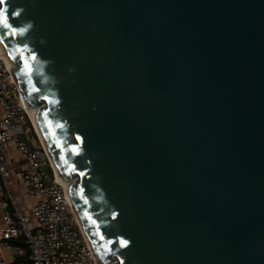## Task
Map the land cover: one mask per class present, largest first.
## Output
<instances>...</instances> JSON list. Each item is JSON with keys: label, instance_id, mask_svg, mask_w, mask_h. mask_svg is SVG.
<instances>
[{"label": "water", "instance_id": "1", "mask_svg": "<svg viewBox=\"0 0 264 264\" xmlns=\"http://www.w3.org/2000/svg\"><path fill=\"white\" fill-rule=\"evenodd\" d=\"M0 42L99 264H264V0H0Z\"/></svg>", "mask_w": 264, "mask_h": 264}, {"label": "built area", "instance_id": "2", "mask_svg": "<svg viewBox=\"0 0 264 264\" xmlns=\"http://www.w3.org/2000/svg\"><path fill=\"white\" fill-rule=\"evenodd\" d=\"M13 66V65H12ZM0 47V249L16 257L25 252L32 264H99L81 233L64 184L49 153L36 133L28 114V104L12 75ZM29 124L37 146L29 148L24 126ZM13 144L26 162L18 174L25 196L32 202L31 213L20 211L11 189V173L5 155ZM22 238L25 249L10 244Z\"/></svg>", "mask_w": 264, "mask_h": 264}, {"label": "crops", "instance_id": "3", "mask_svg": "<svg viewBox=\"0 0 264 264\" xmlns=\"http://www.w3.org/2000/svg\"><path fill=\"white\" fill-rule=\"evenodd\" d=\"M5 155L8 160L9 170L11 173V189L16 195L17 203L20 211L25 215L31 213L32 202L25 196L18 174L26 169L25 159L18 155L13 144H8L6 147ZM2 225L1 211H0V226ZM16 257L12 251L0 249V264H14Z\"/></svg>", "mask_w": 264, "mask_h": 264}, {"label": "bare ground", "instance_id": "4", "mask_svg": "<svg viewBox=\"0 0 264 264\" xmlns=\"http://www.w3.org/2000/svg\"><path fill=\"white\" fill-rule=\"evenodd\" d=\"M0 47H1V49H2V52H3L4 56H5V58L7 59V56H6L5 52H4V49H3V46H2V44H1V42H0ZM7 61H8V59H7ZM8 63H9V66L12 67V64H11L9 61H8ZM27 110H28V114H29V116H30L31 122H32V124H33V126H34V129H35L36 133L38 134V136L40 137L41 141H42L43 144H44L43 138H42V136H41L40 130H39L38 125H37V122H36V113H37V109H36V108H32V107L29 106ZM44 145H45V144H44ZM56 174H57V178H58V180H60V181L64 184V186L66 187L67 192H68V188H69L70 182H66L65 180H63V179L58 175V173H56ZM68 197H69V201H70V203H71V200H70V196H69V194H68ZM71 206H72V208H73L72 203H71ZM73 209H74V208H73Z\"/></svg>", "mask_w": 264, "mask_h": 264}, {"label": "trees", "instance_id": "5", "mask_svg": "<svg viewBox=\"0 0 264 264\" xmlns=\"http://www.w3.org/2000/svg\"><path fill=\"white\" fill-rule=\"evenodd\" d=\"M33 136H34V134H33ZM34 137H35V136H34ZM10 244L13 245V246H19V247H21L22 249H25V245H24V243H23L22 238H18V239H16V240H12V241L10 242ZM14 264H32V263H31V261L29 260V256H28V254L25 252V254H24L23 256L18 257V258L16 259V261H15Z\"/></svg>", "mask_w": 264, "mask_h": 264}, {"label": "rangeland", "instance_id": "6", "mask_svg": "<svg viewBox=\"0 0 264 264\" xmlns=\"http://www.w3.org/2000/svg\"><path fill=\"white\" fill-rule=\"evenodd\" d=\"M24 134H25V138L28 142V146L29 148H32V146H37V139L33 136L34 134V129L31 130L29 124H27L26 126H24Z\"/></svg>", "mask_w": 264, "mask_h": 264}]
</instances>
